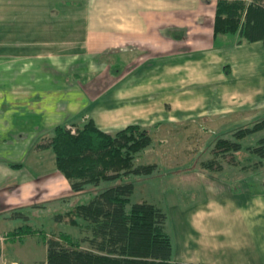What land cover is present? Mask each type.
<instances>
[{"label":"crops","instance_id":"1","mask_svg":"<svg viewBox=\"0 0 264 264\" xmlns=\"http://www.w3.org/2000/svg\"><path fill=\"white\" fill-rule=\"evenodd\" d=\"M217 5L218 0H0V264H19L7 259L26 243L7 237L17 230V219L30 220L29 213L61 205L73 194L55 158L35 148L52 129L90 119L102 130L124 129L137 111L146 110L135 99L153 98L169 80L178 89L183 68L194 64L211 81L216 58L225 59L218 67L229 74L226 79L259 86L264 78L255 72L253 57L238 51L244 44L237 42L232 51L229 36H215ZM116 63L123 71L111 78ZM84 78L115 84L85 89L79 83ZM211 178L198 179L203 201L171 206L167 230L175 262L264 264V190ZM44 249L46 260V244Z\"/></svg>","mask_w":264,"mask_h":264},{"label":"trees","instance_id":"2","mask_svg":"<svg viewBox=\"0 0 264 264\" xmlns=\"http://www.w3.org/2000/svg\"><path fill=\"white\" fill-rule=\"evenodd\" d=\"M218 35L238 36V44L245 41L264 45V0H218ZM261 134L256 146L248 147L247 152L258 159L255 168L264 166L262 119L234 132L231 139L219 138L212 149L214 158L203 163L204 169L223 173L221 161L229 159L234 166V155L244 151L243 141ZM152 142L149 130L138 125H128L111 135L90 119L82 125L55 127L35 148L53 153L57 170L69 181L72 191L80 194L89 186L153 174L157 165L134 166L137 156ZM134 194L133 183L119 184L88 203L54 216L56 223L85 232L81 240L65 233L49 235L30 226L20 227L7 237L19 243L41 238L47 246L46 260L34 264H181L174 260L168 213L154 204L133 203Z\"/></svg>","mask_w":264,"mask_h":264},{"label":"rangeland","instance_id":"3","mask_svg":"<svg viewBox=\"0 0 264 264\" xmlns=\"http://www.w3.org/2000/svg\"><path fill=\"white\" fill-rule=\"evenodd\" d=\"M219 39L222 37L219 36ZM228 39L229 50H236L238 36H229ZM242 44L244 45L238 50L239 53L243 52V55L253 57L255 72L264 78V45L261 42L252 45L245 41L241 42ZM220 59L221 61L218 58L213 60L215 67L211 69L212 72L209 66L203 68L206 73H212L211 81L203 79L200 75L203 71H198V67L194 64L187 69L183 68L178 89L172 88L171 85L174 84L169 80L164 83L161 90L154 92L156 94L153 98L135 99L136 102L133 104L146 106V110L137 111L130 124L149 130L153 142L137 156L134 166L157 165L158 168L153 174L132 176L118 182L103 183L99 187L89 186L80 194L71 191L73 194L70 193L63 204L51 205L48 209L36 213L31 212L30 220L17 219L18 224H15L14 229L30 226L49 235L65 233L81 240L85 237V232L66 223H56L54 216L65 213L78 204L90 202L96 195L110 187L127 182L135 185L133 203L154 204L163 208L168 214L172 213L171 206L186 208L203 201V186L199 183V178L208 180L210 176H214L215 179L211 178V180L238 182L241 183L238 186L244 188L251 186L255 192L263 191L264 166L255 168L254 164L258 159L247 152L248 147L256 146L262 134L243 141L244 151L234 155V166L228 163L229 159H223L221 161L223 173L208 172L203 167L204 162L214 158L212 149L219 138L231 139L234 132L251 127L264 119V79L253 89L248 82H236L232 77L226 79L227 72L224 68L221 69L223 66L218 67L225 59L223 57ZM206 63L211 64V59L209 58ZM121 71H123L122 67L116 63V66H112L109 77H119ZM221 75L222 79H220ZM182 79H186L185 82ZM79 83L85 89L100 87L104 90L115 84L111 81L87 82L85 78ZM113 89L111 88V93L115 91ZM232 93H239L240 97L233 98ZM119 101L122 103V100ZM122 128V126L106 127L104 131L114 135ZM49 154L54 159L51 151ZM244 167H247L245 171ZM18 213L23 214L22 211ZM84 246L88 247L86 244ZM44 247L41 238L31 239L24 246L21 244L17 246L19 253L9 252L7 259H15L19 264H34L45 260Z\"/></svg>","mask_w":264,"mask_h":264}]
</instances>
